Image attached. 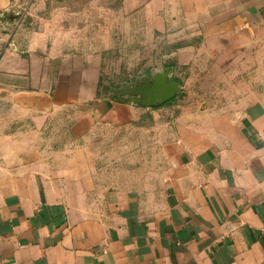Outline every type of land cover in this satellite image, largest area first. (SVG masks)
<instances>
[{"label": "crops", "instance_id": "obj_1", "mask_svg": "<svg viewBox=\"0 0 264 264\" xmlns=\"http://www.w3.org/2000/svg\"><path fill=\"white\" fill-rule=\"evenodd\" d=\"M50 1L0 54V264H264V0H123L182 44L187 102L155 107L107 97L106 51L55 39ZM105 134L136 174L99 172Z\"/></svg>", "mask_w": 264, "mask_h": 264}, {"label": "rangeland", "instance_id": "obj_2", "mask_svg": "<svg viewBox=\"0 0 264 264\" xmlns=\"http://www.w3.org/2000/svg\"><path fill=\"white\" fill-rule=\"evenodd\" d=\"M37 0H11V5L0 9V54L6 49L18 30L37 29L41 25L36 20ZM123 0H51L43 10L45 24L54 31L55 39L63 40L69 47L83 52L106 51L103 64L101 86L107 97L119 102L127 101L124 94L136 88L144 79H152L159 72L172 69V79L181 85V91L172 103L174 106L187 102L186 68L177 63L178 51L182 44L176 40L159 38L143 30L137 17L122 18L119 9ZM49 136L67 137L65 122L55 119ZM99 136L91 150L100 155L96 166L104 177L127 179L128 174L139 169L135 151L123 141L131 134ZM128 135V136H127ZM133 135H135L133 133ZM131 138V137H130ZM56 146L57 144H50Z\"/></svg>", "mask_w": 264, "mask_h": 264}, {"label": "water", "instance_id": "obj_3", "mask_svg": "<svg viewBox=\"0 0 264 264\" xmlns=\"http://www.w3.org/2000/svg\"><path fill=\"white\" fill-rule=\"evenodd\" d=\"M172 69L156 73L152 79H144L136 88H130L124 92L127 96L126 103L142 107L161 106L177 97L181 91V85L172 79ZM185 94L182 92L181 96Z\"/></svg>", "mask_w": 264, "mask_h": 264}, {"label": "trees", "instance_id": "obj_4", "mask_svg": "<svg viewBox=\"0 0 264 264\" xmlns=\"http://www.w3.org/2000/svg\"><path fill=\"white\" fill-rule=\"evenodd\" d=\"M175 100H176V99H173V100H171L170 102L166 103L165 105L172 104ZM165 105H163V106H165Z\"/></svg>", "mask_w": 264, "mask_h": 264}, {"label": "built area", "instance_id": "obj_5", "mask_svg": "<svg viewBox=\"0 0 264 264\" xmlns=\"http://www.w3.org/2000/svg\"><path fill=\"white\" fill-rule=\"evenodd\" d=\"M244 29H245V30H247V31H249V29H248V28H246V27H245Z\"/></svg>", "mask_w": 264, "mask_h": 264}]
</instances>
